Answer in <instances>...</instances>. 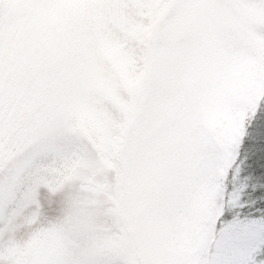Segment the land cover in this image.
Segmentation results:
<instances>
[{
	"label": "snow or ice",
	"instance_id": "1",
	"mask_svg": "<svg viewBox=\"0 0 264 264\" xmlns=\"http://www.w3.org/2000/svg\"><path fill=\"white\" fill-rule=\"evenodd\" d=\"M0 264H264V0H0Z\"/></svg>",
	"mask_w": 264,
	"mask_h": 264
}]
</instances>
